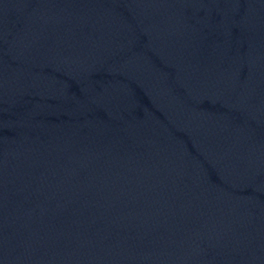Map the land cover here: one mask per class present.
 Listing matches in <instances>:
<instances>
[{"label": "water", "instance_id": "95a60500", "mask_svg": "<svg viewBox=\"0 0 264 264\" xmlns=\"http://www.w3.org/2000/svg\"><path fill=\"white\" fill-rule=\"evenodd\" d=\"M0 264H264V0H0Z\"/></svg>", "mask_w": 264, "mask_h": 264}]
</instances>
